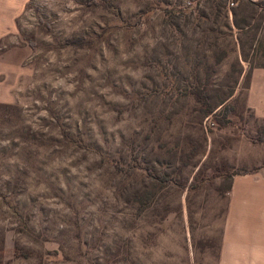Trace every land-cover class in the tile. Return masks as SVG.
<instances>
[{
	"label": "rangeland",
	"instance_id": "374dc122",
	"mask_svg": "<svg viewBox=\"0 0 264 264\" xmlns=\"http://www.w3.org/2000/svg\"><path fill=\"white\" fill-rule=\"evenodd\" d=\"M5 2L0 264H216L264 180V0Z\"/></svg>",
	"mask_w": 264,
	"mask_h": 264
},
{
	"label": "crops",
	"instance_id": "0c3cea01",
	"mask_svg": "<svg viewBox=\"0 0 264 264\" xmlns=\"http://www.w3.org/2000/svg\"><path fill=\"white\" fill-rule=\"evenodd\" d=\"M5 5L0 0V6ZM1 7L0 19L5 13ZM250 77V93L263 95L264 75ZM229 191L220 233L210 236L217 248L216 264H264V180L253 184L234 179Z\"/></svg>",
	"mask_w": 264,
	"mask_h": 264
},
{
	"label": "trees",
	"instance_id": "16d2710c",
	"mask_svg": "<svg viewBox=\"0 0 264 264\" xmlns=\"http://www.w3.org/2000/svg\"><path fill=\"white\" fill-rule=\"evenodd\" d=\"M236 2L238 1V0H235ZM220 106H222L221 108H224V107H226V104H225V102H223ZM262 141H264V140H262ZM236 175H238V174H236ZM235 176V175H234ZM230 178H232V177H230Z\"/></svg>",
	"mask_w": 264,
	"mask_h": 264
},
{
	"label": "built area",
	"instance_id": "2783aa9c",
	"mask_svg": "<svg viewBox=\"0 0 264 264\" xmlns=\"http://www.w3.org/2000/svg\"><path fill=\"white\" fill-rule=\"evenodd\" d=\"M229 5H231V6H232V5H233V2H229Z\"/></svg>",
	"mask_w": 264,
	"mask_h": 264
}]
</instances>
